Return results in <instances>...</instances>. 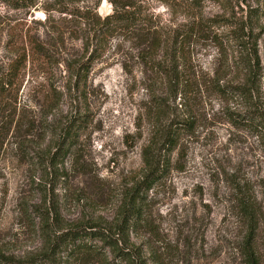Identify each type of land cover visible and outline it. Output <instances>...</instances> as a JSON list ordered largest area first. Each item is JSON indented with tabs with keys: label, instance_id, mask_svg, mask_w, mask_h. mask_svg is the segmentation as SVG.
Instances as JSON below:
<instances>
[{
	"label": "rangeland",
	"instance_id": "rangeland-1",
	"mask_svg": "<svg viewBox=\"0 0 264 264\" xmlns=\"http://www.w3.org/2000/svg\"><path fill=\"white\" fill-rule=\"evenodd\" d=\"M111 1L133 3L154 25L148 36L162 37L163 59L139 57L147 45L139 27L102 43L93 38V20L112 13ZM263 9L264 0H40L19 11L0 3V62L18 59L31 39L46 52L31 56L19 87L0 95V248L40 252L43 225L54 224V216L66 228L118 224L127 193L146 171L145 147L151 146L152 157L158 148L167 152L157 126L191 120L169 171L144 194L131 248L143 264H245L243 193L256 209L255 248L264 264L263 133L234 122L256 108L264 111L263 17L250 22L258 27L261 57L253 99L213 88L216 76L228 86L247 79L243 59H226L235 46L223 23L243 15L246 21L252 10ZM200 18L222 26L194 35L186 58L171 59L175 31ZM175 75L191 81V91H176L170 83ZM71 120L77 142L55 165L54 133Z\"/></svg>",
	"mask_w": 264,
	"mask_h": 264
},
{
	"label": "trees",
	"instance_id": "trees-1",
	"mask_svg": "<svg viewBox=\"0 0 264 264\" xmlns=\"http://www.w3.org/2000/svg\"><path fill=\"white\" fill-rule=\"evenodd\" d=\"M39 1L0 0V3L8 9L19 11L32 9L37 6ZM111 2L114 4L112 13L104 18L98 17L97 21L93 20V38L102 43L108 35L110 36L117 31L130 32L139 27L144 33L142 35L146 41L144 43L147 44L141 50L139 57L152 60L163 59V56L159 54L164 48L162 37L157 35L148 36L151 34V30L154 29V25L145 22L148 19L133 3ZM80 16L85 20L90 19L87 15ZM244 17L243 15L242 18H238L240 21L236 23L227 22L223 25H228L231 28L232 37L230 41L235 46V48H230V53L226 50V59H243L241 66L246 71L247 79H243L236 86H228L222 84L223 78L216 76L213 81V88L222 94L234 93L247 101H251L253 94L258 89L261 57L259 51L260 36L255 34L258 27L250 22L253 18H264V9L261 10V13L260 10H252L246 17L249 21H245ZM218 26H222V24L215 19L208 18L195 19L186 23L184 30L178 29L175 31L173 40L169 43L170 58H186V47L190 44L193 36L208 30L211 31L212 28ZM215 37L217 38V34ZM27 42L24 43L26 44L24 54L22 56L19 54L18 59L10 61L9 64L0 62V95L9 94L19 87L21 72L31 56L34 59L46 56L45 48L38 39H31ZM169 44L167 43V48ZM27 48H30V51H27ZM94 56H97V52L94 53ZM157 66L159 73L166 72L163 66ZM89 70L87 68V72ZM79 81L86 82L87 78L79 79ZM170 83L173 84V88L177 89L182 86L188 87V91H191L189 88L191 81L177 75L170 78ZM234 122L242 126L255 128L257 132L263 133L264 138V111L260 108H256L243 116H236ZM192 124L191 120H187L182 123L177 122L167 128L157 126L155 132H157L158 141L163 138L162 143L167 152L162 155V150L158 148V154L152 157L151 146L145 147L146 171L143 177L136 181L135 186L127 193L121 209L122 217L118 224L107 227L98 223L83 224L81 222L66 228L62 226L60 218L54 216V224L50 225L47 220L43 225L46 235L44 247L40 252L16 255L13 253L7 254L0 248V264H143V260L140 259L138 253L131 248V228L135 227L137 220L140 218L145 199L144 194H149L157 182L165 177L171 166V157L178 145L181 134L189 131ZM56 128L58 129V126ZM77 128L75 121L71 120L59 127V130L54 133L52 160L55 165L58 164V161H62L63 158L67 157L74 148L78 137L76 135ZM238 205L241 215L248 224V233L244 239L242 249L244 262L245 264H261L255 248L256 209L243 193H240Z\"/></svg>",
	"mask_w": 264,
	"mask_h": 264
}]
</instances>
